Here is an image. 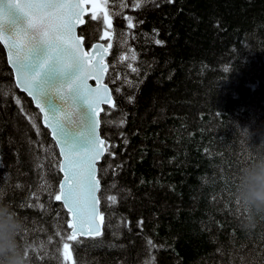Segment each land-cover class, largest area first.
I'll list each match as a JSON object with an SVG mask.
<instances>
[{"label":"trees","instance_id":"obj_1","mask_svg":"<svg viewBox=\"0 0 264 264\" xmlns=\"http://www.w3.org/2000/svg\"><path fill=\"white\" fill-rule=\"evenodd\" d=\"M133 2L108 0L110 46L102 19L87 16L78 31L86 48L108 46L105 82L114 105L100 115L103 231L78 245L66 241L75 245L74 262L264 264V224L243 234L231 195L244 155L239 130L250 133L249 145L264 132V0ZM59 161L0 44V199L24 222L19 240L36 248L28 250L31 264L62 259L55 232L57 223L68 231L67 212L45 190L48 183L58 188ZM37 203L44 207L30 206Z\"/></svg>","mask_w":264,"mask_h":264},{"label":"snow or ice","instance_id":"obj_2","mask_svg":"<svg viewBox=\"0 0 264 264\" xmlns=\"http://www.w3.org/2000/svg\"><path fill=\"white\" fill-rule=\"evenodd\" d=\"M168 2L170 3L171 0ZM89 3L91 8H86L85 5ZM107 4L108 0H0V41H3L8 49L9 62L16 73L18 85L32 97L36 107L41 112H45L40 100L44 88L34 87L33 84L40 75V70L45 69L50 59H54L55 63L61 66L74 61L79 65L80 71L69 87L81 90L86 96L85 102L91 107L93 113L92 137L89 146L80 151H71L58 135L60 121L66 118L70 110H66L65 116L57 114L52 117L47 113L44 117V123L51 130L56 146L60 150L62 159L59 162V170L63 173V178L59 179L58 188L48 183L45 190L48 191L50 200L61 202L62 208L67 212L68 231L62 230L59 223L56 225L55 235L60 237V247L56 251L62 258L57 260V264H64L65 261L67 264H75L73 258L75 245H70L66 241L76 242L78 245L82 243L78 237H101V224L105 219L99 207L101 198L97 194L101 189V183L97 178L96 161L101 158L104 151L100 147L104 141L96 132L99 125L96 113L99 111L97 105L101 99V91L106 92V88L100 85L95 90H89L84 81L89 75L94 74L99 83L101 72L105 67L104 56L108 53V47L104 44H93L92 48L85 52L80 44L81 38L76 35V26L78 23L85 24L88 19L84 16L85 12H90L91 21L97 24L102 19L103 25L108 29H102L103 36L109 38L110 46L112 44V23ZM122 6L126 5L122 4ZM132 6L139 8L140 0H134ZM125 19L128 28L132 29L134 27L132 18L126 17ZM155 43L162 44L163 41L156 40ZM30 51L39 60V68L31 76L22 70V64L27 60ZM53 54H55L54 57ZM136 58V54L132 52L131 60L134 61ZM120 59L125 60V56L121 55ZM127 67L133 72L139 71L131 63H128ZM46 74L51 80L50 70ZM129 86H132L131 82ZM104 99L111 106V98L105 95ZM127 99L132 101V95H129ZM125 143H127L126 140ZM31 195L39 200L37 193L33 192ZM107 201L115 203L116 197L108 195ZM30 206L44 207L39 203ZM60 222H63L62 218ZM147 243L150 247H157L151 240ZM31 247L34 251L36 250L33 245ZM241 260L243 262V257Z\"/></svg>","mask_w":264,"mask_h":264},{"label":"water","instance_id":"obj_3","mask_svg":"<svg viewBox=\"0 0 264 264\" xmlns=\"http://www.w3.org/2000/svg\"><path fill=\"white\" fill-rule=\"evenodd\" d=\"M85 7L91 8V4L90 3L86 4ZM88 15H91V13L85 12L84 16L86 17ZM83 18L84 17H82V19ZM83 25L84 24H79V23L77 24L76 35L81 38L80 44L85 52L91 49L93 44L105 45V43L102 41H96L91 43L86 48L83 44V40H84L83 37L78 34L79 29ZM0 44L3 47L6 57V63L12 72V76L16 88L20 92L25 94L31 100L33 106L38 110L41 117L42 126L49 131L50 137L53 140L55 146H56V141L52 136L51 130L46 127L44 123V117L47 115V113L52 117L57 116V114H60L61 116H65L66 110H70L68 111L66 118L60 121V125L58 128V135L61 139H63L65 145L71 151H80L86 149L89 146V142L92 137L93 113L91 107L85 102L86 96L81 92V90L76 87H69V85L75 80V78L79 74L80 71L79 65L74 61H69L67 65L61 66L59 64H56L54 59H50L49 64L45 66V69L40 70V75L37 77V80L33 82V84L34 87L44 88V91L41 93L40 100L42 106L45 109V112H41V110L36 107V104L35 102H33L32 97L26 91H24L23 88H21L18 85L16 73L13 70L11 63L9 62L8 49L5 47V43L3 41H0ZM43 51H46V49H43ZM94 51L95 50H93V52ZM54 55L55 54H53V57ZM108 55H109V49L107 55L104 56L105 67L101 72V79L99 83H97L94 74L89 75L84 81L85 86L89 90H95L99 88L100 85H104L106 88V92L101 91L100 94L101 99L97 105L99 111L96 113V119L99 121V125L96 129V132L99 135L100 139L103 141L104 139L101 137L99 131L100 115L104 107L110 108L113 107L114 105V100L112 98L110 88L105 82L106 72L108 69V64H107ZM38 68H39V60L37 59L36 55L30 51L27 60H25L22 64V70L26 71L28 75L31 76L36 72ZM49 70L52 76L51 80H49L48 75L46 74ZM105 95L111 98V106L109 105L107 100L104 99ZM100 147L103 148L104 151L101 154V158L98 161H96V167L98 166V163H100V161L102 160V157L105 153V141L104 144L100 145ZM56 148L58 151L59 159L61 160L62 157L60 156V150L57 146ZM60 175L61 178H63L62 172H60ZM97 178H98V172H97ZM59 203L61 204V202ZM64 210L66 211V209ZM103 223L101 224V234L103 231ZM78 238H88V237H78Z\"/></svg>","mask_w":264,"mask_h":264},{"label":"clouds","instance_id":"obj_4","mask_svg":"<svg viewBox=\"0 0 264 264\" xmlns=\"http://www.w3.org/2000/svg\"><path fill=\"white\" fill-rule=\"evenodd\" d=\"M239 131L244 155L231 176V195L239 209L236 226L250 235L264 224V132L259 143L249 145L250 133ZM24 230L22 218L0 199V264H31V245L19 240Z\"/></svg>","mask_w":264,"mask_h":264}]
</instances>
